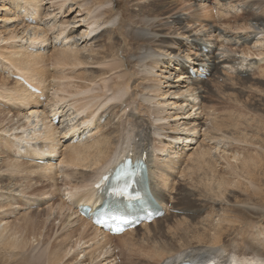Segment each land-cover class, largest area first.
<instances>
[{"label":"bare ground","instance_id":"1","mask_svg":"<svg viewBox=\"0 0 264 264\" xmlns=\"http://www.w3.org/2000/svg\"><path fill=\"white\" fill-rule=\"evenodd\" d=\"M7 1L8 4L5 3V0H0V13L3 14L2 18H0V21H2L0 24V47L6 45L3 51L0 48V65L6 67V69L12 68L13 71L11 73L22 75L28 79L30 83H33L39 88V90L38 88L37 90L40 94L35 95L28 92L19 82L12 80L8 74L3 76V74L1 75L0 73L1 78H3V86H7L6 90H8V94H1L0 99L12 105V107L14 106L15 110H18L16 114L18 119L15 121L13 120V113H9L10 110L5 112L9 114L7 118L9 119L8 121H14L12 124L15 127H13V129L11 128L12 132L8 131L11 133H7L5 129L0 128V149L8 151L7 154L10 153L12 155L9 157L4 156L0 151V164L5 166L4 172L6 173H4V176L23 177L27 183L26 187L17 181L11 186L3 185L4 188L6 187L8 189L5 191L4 199H7L6 202L10 205H14V198L18 196L16 193L19 192V194H23L25 190L31 189L34 183H41L52 178L54 180L55 177L61 176L62 174V176L66 178L65 182L69 187L68 193L66 192V196L68 195L67 198L61 200L65 204L69 202L71 206L75 205V211L73 212L76 214L79 210L77 207L80 205H89L92 209L101 205L103 195L102 193L99 194L94 188V184L104 172L113 170L124 160L125 156H130L132 161L143 159L147 164L146 180L149 190L161 206V209L165 211L161 218L154 219L150 223H141L115 236L109 235L106 230L94 224L92 225L90 223L91 217L81 214L76 217L77 219L74 224H70L72 226L67 228L77 235L73 247L76 248L77 246V249H80V252H84V254L86 251L81 248L87 247L86 244L88 241H86V239L91 234L88 235L85 229H92L90 232H93V250L98 253L97 258L100 259L99 264H114L112 262L114 258L109 259L111 255L109 253L113 250L112 246H114V244L111 243L112 238L118 239L132 234L137 235L140 230L143 231L140 233L141 235L145 234L152 229L151 227L155 229L157 227L156 225L161 222V219L167 216L170 218V213L168 211L170 208H177L175 206L176 203H174L178 200L176 197L177 200L175 201V195H177L175 191L180 187L178 180H175L176 182L173 183V179L183 180L185 178L188 181L190 175L193 173V171L191 173V167H198V165L208 166V164H211V158H213V156H211L212 146L205 145V138L207 140L213 138L211 135H207L211 127V118L217 117L220 113L203 106L201 103L202 101L200 98H203L205 93L209 90L199 86V83L202 84L204 81V77L201 75V72L198 71L197 67L199 66L205 69V76L211 69H213V74H215L220 66L227 69L230 68L238 74L251 72L254 71L256 64L247 59L259 58L258 56L263 55L264 52L257 53L259 55L255 57H251L250 53H248V57L246 56L247 51L244 52L246 55L242 53L244 48H241L243 49L241 50L234 47L232 50H228L230 48L225 49L229 54L222 55L219 51V47L223 45L220 44L218 40L222 36L221 29L217 32L218 37L216 40L218 44L217 41H213L214 38H207L209 35L205 34L203 31L205 28H203L201 23L190 19L192 16L193 19H197L195 13H190L188 15L187 12L184 13L183 11H176L173 13L167 12L161 18L157 19L156 17H150L152 14L151 12L146 16H142L139 20V25H137L134 30L137 36H142L148 40V47L141 50L139 55L135 58L138 68L136 73H134V76H136L134 83L130 84L123 80L113 82L107 93H101V97L87 95V97L83 99H91L81 104H78L77 101H73L67 105H73V107L68 108L66 112H64L66 107L62 108L64 113L62 114V112H60L62 110H59L60 113H58L55 112L56 110L54 111L48 108L50 103L46 90L50 84L49 81L47 82L48 76L46 77L47 72L44 71L43 65L53 60L52 63L55 65L64 67L65 65H69L73 56L76 65H82V68L84 66L87 67L84 68L82 74L93 75L91 71V69H93L92 66L101 64L102 62L104 63L105 60H108L105 53L107 41L103 38V30L105 28L110 29L109 31L115 34L112 30L113 27L119 28L118 24L121 23L120 13L115 12V2L109 0H71V7L70 9L68 7V11H70L71 8H76L74 10L80 15V24L76 30L70 28L68 34L64 35L62 40L60 39L64 32L63 30L59 31L58 35L53 39L54 48L52 49L53 51H51L53 46L49 45V41H46L48 39L46 36L48 29L39 27V22L42 20L43 14V8L41 7L42 0ZM65 1L66 0H63L62 4H65ZM159 1H162V7L165 8L164 3L168 0ZM138 2L139 0H135L132 3L135 4L136 7L134 10L136 11H140L141 9ZM150 2L149 6L151 11L156 12V1L150 0ZM110 3L112 5H110ZM162 3H160V5H162ZM262 4H264V0H251L247 4L249 10L253 11L255 9L251 18L257 21L251 23L248 21L250 24L247 23L251 26H249V28L253 30L252 32H254L251 36L252 38H256L253 42V46L255 47L264 46V42L262 41V39H264V17L260 15L259 11V6ZM235 6H242L241 2L237 1V5L227 6L226 10L231 12ZM25 15H29L35 20V26H31L22 21ZM157 16H159V13ZM116 22L117 26H115ZM191 23H197V27L200 30L199 34L192 32L194 27H191ZM241 28L242 30L246 29L242 26ZM28 30H31L32 34L26 37V31ZM75 31H78V33H75ZM72 32L73 34L70 36ZM226 36L228 37V35ZM251 36H240L241 38H231L228 41L224 40L239 46V44H246ZM183 40H185L187 45ZM160 43L163 44L162 48L158 47ZM28 45H48L50 49L46 53H40L39 51L29 52L26 50V46ZM78 45H81V47L78 48ZM180 47H186L188 53H192L191 55H193L194 58L191 60L186 57L184 55L186 52L184 54L182 53L184 56L180 55L181 52H184L182 51L183 48L181 49ZM212 47H215V49L213 48V50L209 52L208 48L212 49ZM235 51L236 53L240 52L239 55L235 54ZM210 53H213L212 59ZM3 54L7 56H3ZM10 55H12V58L9 59ZM228 55H231V57H227ZM241 55L245 56L243 61H239ZM162 56H171L173 58L170 63V70L167 72H164L166 68L160 64L165 63ZM6 59L9 60L8 62H10L11 59H17L14 65L23 71L26 70L29 76L24 72L16 71L11 66H4V63H8ZM132 60H134L133 57ZM169 60L170 59H168V61ZM260 61L262 60L260 59ZM42 62L46 63L42 64ZM187 62L194 67L191 69L192 74H188V67L185 68ZM122 66L127 68L128 62L115 61L112 63L109 70H117ZM159 66L161 72L155 74L154 69L159 68ZM171 70L174 73L179 71L173 75L174 78L179 76L180 80L177 85L171 83L173 79V77H171L173 74ZM195 70L199 73L195 74ZM117 74L119 78L126 75L125 71L121 70ZM93 76L96 77L95 75ZM171 87L174 89L170 90ZM144 92L147 93L145 94ZM41 94H46V101L44 103H40L37 100ZM220 94L219 92L216 96L219 97ZM61 100L63 101V99H51V102H53L51 105L52 109H56V105ZM95 102H97L96 105L92 106ZM99 107H105V109L103 113L96 116V110ZM126 107L129 108L127 112H125ZM72 108L73 110H71ZM140 110H144L146 113ZM193 111L196 112L195 115L197 114V116H199V127L195 126L196 120L195 116H193ZM76 113H79V117L75 115ZM55 114L60 115L57 121L58 126H54L51 120V116ZM106 115L107 118L103 123H100L99 120ZM123 116H125V120H122ZM173 117H176V119H173ZM181 119V122H177V120ZM218 119L219 121L214 122L212 125V133L220 135L221 137L224 136L221 134L223 133L226 122L222 116L218 117ZM47 122H49V124H47ZM38 125H43L41 131L38 130ZM92 126H94V128H92ZM197 128H200V130L198 131ZM204 134H206L205 138L202 137L200 140V136ZM156 135H158V139L160 138L159 136H161L160 140L157 139ZM136 138L139 139V142ZM215 138L218 137L216 136L214 139ZM162 141H166L171 148V152L165 154L163 159H161L162 157H158L159 153L167 151V148L162 146ZM185 141L187 143L185 145L183 144L184 148H193V152L188 153L186 156H184V153L187 151H184L186 149L183 147L180 148V152L176 150H179V144ZM220 156L227 162L230 160L227 158V154L223 153ZM24 158H28L31 161L33 159L45 160V163H33ZM233 158L236 159V161L239 159L237 154L236 157L233 156ZM53 159H56V161L53 162ZM60 169H62V171ZM0 176L4 177L2 175ZM193 178H195V176L192 177V180L195 181L196 178ZM172 183L174 186H172ZM53 184L57 185V182ZM175 184H177V186ZM218 184L220 183L218 182ZM193 186H196V184ZM56 188L60 189L58 186ZM220 189L221 188H219V190ZM187 190L188 188L186 191ZM254 195L256 199H260V201H257L256 205L255 203H251L252 205L248 206V208H253L257 212L258 216L256 218L259 219H257L256 222L252 219H248L243 213L231 216L229 214H227L229 216L220 215L214 220L211 216H207L206 219H203L204 222L201 224L202 227L200 226V229H198L196 233L198 232L201 239L202 237H208L210 239V244L198 245L196 247L188 246L189 248H183V250H180V248V252L174 254L172 252V254L168 256L163 253L164 259L159 258L160 262L158 264H177L183 260H193L204 264L209 261H214V264H264V190L258 189L254 192ZM185 200H188V196L185 197L183 201ZM249 204L250 203L243 205ZM178 205L179 204H177V206ZM180 205H182V203ZM2 208L1 206L0 210ZM3 214L8 215L9 213L4 212ZM47 215H51L50 212H47L46 216ZM204 217H206V215ZM166 220H168V218L163 221ZM185 226H187V224ZM168 227L172 229L170 225ZM180 227H182V225ZM175 228L173 227V229ZM185 228L186 227H184V229ZM157 229L162 231L163 227L158 226ZM177 229H175V231H177ZM1 230L9 232L8 236L12 235L11 239H13L15 229L11 227V220H5L0 226V242H2V245H6L8 243V238ZM159 230H157V232ZM231 232L235 233V236L230 238L226 243L225 238H227ZM153 236H155V233ZM81 242H83L82 245H78ZM134 243L126 244L125 248L130 249ZM150 244L152 250L157 247L156 242ZM15 245L16 242H13L12 247ZM117 245L120 249L125 250L123 248L124 246ZM167 251L169 252L171 250ZM175 251L176 250H174V252ZM164 254L166 257H164ZM126 255L127 254L123 253L124 258ZM149 258H151V256H149ZM151 260L148 264L158 262V260L154 258ZM79 264H82V262H79Z\"/></svg>","mask_w":264,"mask_h":264},{"label":"rangeland","instance_id":"2","mask_svg":"<svg viewBox=\"0 0 264 264\" xmlns=\"http://www.w3.org/2000/svg\"><path fill=\"white\" fill-rule=\"evenodd\" d=\"M62 1L63 0L41 1L43 14H42V20L39 22V27H45L46 29H48L46 32V36L49 40L47 39L46 41L47 42L49 41L48 42L49 45L53 46L51 48V51H53L52 49L54 48L53 39L54 37H56V35H58L59 31L63 30L64 32V34H62L60 39L62 40L63 36L68 34L70 28L76 30L78 28V25L80 24L79 22V19H81L80 15L77 11L74 10L76 8L73 9L71 8V10L68 11V7L69 9L71 7V3H72L71 0H66L65 4L64 3L62 4ZM109 1L115 2L116 5L115 12L120 13L121 23L118 24L119 28L113 27L112 30L115 32V34L110 32L109 31L110 29H106V28L102 32L104 33L103 38L107 41L105 46V53L108 60H105L104 63L102 62L101 64H96L92 66L93 69H91V71L93 75H95L96 77H94L91 74H82L84 68L87 67L84 66L82 68V65H76L73 56L69 62V65H65L64 67L55 65L54 63H52L53 60H50L48 64L43 65L44 71L47 72L46 77L48 76L47 82L49 81L50 84V86L47 87L46 90L50 103L48 106L49 109L54 111L56 110L55 112L58 113L62 112V114H64L62 108L66 107L64 109L65 110L64 112H66L68 108L73 107V105L67 106L68 104L72 103L73 101H77L78 104H81L82 102L89 101L91 99L88 98L87 100H84L83 98H86L87 95L96 97V96H100L101 93H107L110 85L113 82H119L123 80L125 82H129L130 84H133L134 79H136L134 73H136L138 68L137 61L135 58L139 55V52L141 50H144L148 47V40L142 36H137L134 30L135 27L139 25V20L142 18V16H146L151 12L152 14L150 17L151 18L156 17L157 19L161 18L167 12L173 13L176 11L178 12L183 11L184 13L187 12L188 15L190 13H195L197 19H193V16L190 17V19L195 20L196 22L201 23L203 25V28H205L203 31L205 32V34L209 35L207 38L209 37H211V39L214 38L213 41L216 42L217 41L216 39L218 37L217 32L220 31L221 29L222 36L218 40L220 44L223 45L219 47L220 48L219 51L222 53V55L229 54L227 53V51H225V49L230 48L228 50H232V48L234 47L236 49L244 48V50L241 49L243 50L242 53L247 51L246 52L247 55L245 53L244 54L248 56L249 55L248 53H250L251 57L258 56L259 54L257 53L259 52L261 53L264 52L263 49L264 46L263 47L253 46V42L256 38H252L251 35H253L254 32H252L253 30L249 28L250 25L247 24L249 22L251 23L257 21L251 18L255 9L251 11L247 7V4L251 0H237L238 2H241L242 6H235V8L231 10V12H228L226 10L227 6L237 5V1L168 0L167 2L165 1L164 3L165 8H163L162 1L153 0L156 1L157 4L156 12L151 11L149 6L151 3L150 0H139L138 3L139 6L141 7L140 11L134 10L136 6L135 4L132 3L135 0H109ZM5 3L8 4V1L5 0ZM160 3H162V5H160ZM110 5L112 4L110 3ZM205 10H206V14H205ZM259 11H260V15L264 17V4L259 6ZM158 13L159 16H157ZM2 16L3 14L0 13V18H2ZM253 18L257 19L256 17ZM22 21L26 24H30L31 26H35V20L31 18L29 15L23 16ZM1 23L2 21H0V24ZM242 24L245 25L243 26ZM115 26H117V22ZM241 26L244 29L245 28L246 29L242 30ZM191 27H194L192 29L193 33L196 32L199 34L200 30L197 27V23H193ZM75 33H78V31H75ZM26 34H27L26 37H28L32 34V31L28 30L26 31ZM72 34L73 32L70 34V36ZM226 35H228V37ZM240 36L241 37L251 36V37L246 44H239V46L233 45L225 41V40L228 41L231 38H241ZM262 41L264 42V39H262ZM183 42L185 43V40H183ZM5 46L6 45H2L0 47L2 51L5 48ZM162 46L163 44L160 43V46L158 44L159 48H162ZM77 47L80 48L81 45H78ZM186 47H180L181 49L183 48L182 51H184L181 52L180 55H183L186 52V54L184 55L192 60V58L194 57L193 55H191L192 53H188V49ZM213 48L215 49V47H212V49L208 48L209 52L213 50ZM49 49L50 47L48 45L26 46V50L29 52L39 51L40 53L43 52L46 53L49 51ZM239 53L240 52L236 53L235 51V54L239 55ZM210 54L212 59L213 53ZM3 56H7V55L3 54ZM132 57L134 58V60H132ZM227 57H231V55H228ZM258 57L263 62L260 61V59L257 57H255L256 59L255 58L247 59L248 61L254 62L256 64V67H254L255 68L254 71L238 74L236 71L234 72V70L230 68L227 69L220 66L215 74H213V69H211L209 73H207V76L202 82V84L199 83V86H201V88L205 87V89L209 90L207 93H205V96L203 98H200L203 106L208 107L209 109H212L220 113L217 117L211 118V127L207 135L208 136L211 135V137L213 138L207 140L205 138L206 134L201 136L199 135L200 140L202 139V137L205 138L206 146L208 145L212 146L211 156H213V158H211L212 160L210 162L211 164H208V166L198 165V167L197 166L191 167V173L192 171L193 173L190 175L188 181L185 178L183 180L182 179H173L174 181L171 180L173 183L178 180L181 187V188L179 187L177 191H175V193H177V195H175V201L177 200V198L178 200L177 202L174 203H176L175 206L177 208L175 209L170 208L168 211L170 213L171 219L168 216L161 219L160 220L161 222L156 225L157 227L155 226L156 227L155 229H153L154 227H151L153 230L150 229L147 233L142 235L140 233H142L143 231L140 230L137 235L132 234V235L120 237L118 239L115 238H112V240L110 239L111 243L114 244V246H116V247L112 246L113 250L109 253L111 254L109 259L114 258L112 261L114 264H148L150 260L153 258L155 260H158L159 258L162 259L163 253H165L166 256H168L171 255L172 252L174 254L180 252V250H183V248L184 249L189 248L188 246L196 247L198 245H207L208 243L210 244V239L208 237H202L201 239L198 232L196 233V231L200 229V226L202 227L201 224H203L204 222L203 219L204 218L206 219L207 216H211L214 220L220 215L229 214L231 216V215H239V213L241 214L243 213L244 215L247 216L248 219H252L254 222H256L257 219H259L256 218L258 216L257 212L253 208L252 209L248 208V206L252 205L251 203L253 204L255 203L256 205L257 201H260V199H256L254 192L257 191L258 189L264 190V53L263 55ZM10 58H12V55L9 56V59ZM162 58L165 63H160V64L166 68L164 72H167L170 70V65H171L170 63L172 62L173 58L171 56L170 57L162 56ZM244 58L245 56L241 55V57H239V61H243ZM168 59H170L171 61L170 60L168 61ZM6 60L7 62L9 61L8 59ZM115 61H121V62L126 61L128 62V66L127 68H125V66H122L117 70L115 69L109 70L112 66V63ZM15 62H17V59H11L10 62L4 63L3 65L11 66L16 71L19 72H24V73L27 72L26 70L23 71L19 67H16L14 65ZM44 63L46 62H42V64ZM190 65L192 64H189L187 62L185 68H187ZM120 70L125 71L126 73V75L122 78H119L117 74L120 72ZM12 71H13L12 68L6 69V67L3 66L0 67L1 75L3 74L4 76L8 74L12 80L19 82L28 92H31L24 86V84L20 80L15 78L14 76L15 74L11 73ZM160 72H161L160 66L159 68L154 69L155 74H159ZM178 72L179 71H176L175 73ZM175 73L173 72V74L171 75V77H173L171 83L177 85L180 79L179 76H176L174 78L173 75ZM26 74L28 75V73ZM1 75H0V95L3 93L8 94V90H6L7 86H3V78H1ZM26 80L28 81V79ZM30 84L37 87L33 83ZM173 89L174 88L172 87L170 88V90ZM219 92L221 94L219 95V97H217L216 95ZM144 93L146 94L147 92ZM33 94L39 95L40 93L39 94L33 93ZM45 97L46 94L45 95L41 94L39 98H37L38 102L44 103L46 101ZM51 99L53 100L63 99V101L62 100L59 101L57 104L58 106L56 105L57 108L55 107L56 109H52L51 105L53 104V102H51ZM96 103L97 102H95L92 106L96 105ZM8 105L9 104L5 103L2 99H0V115H1L0 125H2L0 126V128L5 129L7 133H11L13 127H15L12 124V122L18 119L16 115L18 110L17 109L15 110V107L14 106L12 107V105H9L8 108ZM104 109L105 107H99L96 110V116L103 113ZM7 110H10L9 113H13L14 121H8L9 119L7 118L9 117V114L5 113ZM59 110L62 111L59 112ZM71 110H73V108ZM128 110L129 108L126 107L125 112H127ZM140 111L145 112L144 110H140ZM195 113L196 112L193 111V116H195V120H196L195 126L199 127L198 126L199 116H197V114L195 115ZM58 115L59 114H55L54 116L53 115L51 116V120L54 126H58L57 121L58 118H60V115L59 117ZM75 115L79 117V113H76ZM221 116L225 119L226 125L223 129V133L221 134L224 136L220 137V135H215L212 133V125L214 122L219 121L220 118L218 119V117ZM124 117L125 116H123L122 120H125ZM106 118L107 115L101 118L99 120L100 123H103ZM173 119H176V117H173ZM181 121L182 119L177 120V122H181ZM47 124H49V122H47ZM37 127H39L38 130L41 131L43 125L41 126L38 125ZM92 128H94V126H92ZM197 130L199 131L200 128H197ZM216 136L218 138L214 139V137ZM156 137L158 139V135H156ZM159 137L161 138V136ZM160 138L158 140H160ZM186 143L187 142L185 141L184 143L179 144L180 145L179 150L176 149L177 152H180L181 150L180 148L181 147L184 148L183 144L185 145ZM162 146H165L167 148V151L159 153L158 157L159 158L162 157L161 159L165 157V154L171 152V148L166 141H162ZM184 149H186V147ZM0 151L4 156L7 157L12 156L10 153L7 154L8 151L4 149H0ZM184 151H187L184 153V156H186L188 153L193 152V148L191 147ZM220 153L227 154L228 155L227 158H229L230 160L228 162L223 160L222 157L220 156L221 155ZM236 154L239 157L238 161H236V159L233 158V156L236 157ZM24 159L31 161L28 158H24ZM55 161L56 159L55 160L53 159V162ZM31 162L44 164L45 160L42 161V160L33 159ZM203 167H207L208 169ZM60 170L62 171V169ZM4 171H5V166L3 164H0V175L4 176V173H6ZM193 176H195L196 178L195 181L192 180ZM15 181L22 183L25 187L27 185L23 177L17 178L14 176H4V177L0 176V186H1L0 207L1 206L3 207L0 210L2 211L0 212V226L3 224L5 220L8 219L11 220V227L15 229L13 239H11L12 235L8 236L9 232H6L5 230H1V232H4L6 234L8 238V243L6 245H2V242H0V264H79V262H82V264H99L100 259L97 258L98 253H96L95 250H93L94 249V245L92 244L93 232H90L92 231V229H88V228L85 229L88 235L91 233L86 239V241H88V243L86 244L87 247L81 248L82 250L84 249L86 251L85 254L84 252H80V249H77V246L76 248L73 247L77 235L74 234L75 232H72L67 228L74 224L75 220L77 219L76 217L79 215L78 213L75 214L73 212L75 211V205L71 206L69 202L65 204L61 200V199L65 200L67 198L68 195L66 196V192L68 191V187H69L65 182L66 178L63 177L62 174L61 176L59 175L58 177H55L54 180L52 178L45 180L41 183L39 182L34 183L31 189L29 188V190H25L23 194L22 193L19 194V192L16 193L18 196L14 198L15 199L13 201L14 205H10L8 202H6L7 199H4L5 191L8 189L6 187L4 188L3 185L11 186L15 183ZM55 182H57V185L53 184ZM218 182L220 184H218ZM173 183L172 186H174ZM195 184L196 186H193ZM175 185L177 186V184ZM57 186L60 189L56 188ZM186 186L188 188L187 191H186L187 189ZM219 188L221 189L219 190ZM187 196H188V200L183 201ZM180 202L182 203V205H180L181 204ZM247 203L250 204L243 205ZM177 204H179L180 206L179 205L177 206ZM4 212H8L9 214L4 215L3 214ZM47 212L48 213L50 212L51 215L46 216ZM205 215L206 217H204ZM211 217L208 218L212 219ZM167 218L168 220L163 221ZM180 223L182 227H180L181 226ZM186 224L187 226H185ZM169 225L171 226L172 229H169L168 227ZM176 225L177 227L180 225L178 227L179 230L177 229ZM158 226L163 227L162 231L157 229ZM173 227L174 228L176 227L175 229H177V231H175ZM184 227L186 228L188 227L187 229L190 230L188 231L186 228L184 229ZM157 230L159 231L157 232ZM154 233L155 236H153ZM234 236L235 233L231 232L230 235L227 238H225L226 243L230 238H233ZM13 242H16V245L12 247ZM154 242L157 243L156 244L157 247L155 248L156 250L155 249L152 250L150 248L151 246L150 243H154ZM82 243L83 242L79 243L78 245H82ZM131 243H134L133 246L130 249H126L125 245ZM117 244H119L120 246L122 245V247L124 246L123 248L125 250L120 249V247ZM167 250H171V251L168 252ZM174 250L176 251L174 252ZM123 253L127 254L125 258L123 256ZM165 254L164 257H166ZM149 256H151V258H149ZM159 262L160 259L158 260L157 263L153 262V264L154 263L158 264Z\"/></svg>","mask_w":264,"mask_h":264}]
</instances>
